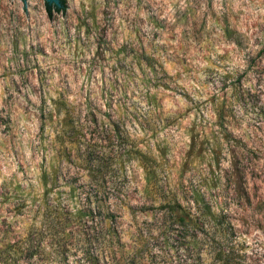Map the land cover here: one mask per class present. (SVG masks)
<instances>
[{
  "label": "rangeland",
  "instance_id": "1",
  "mask_svg": "<svg viewBox=\"0 0 264 264\" xmlns=\"http://www.w3.org/2000/svg\"><path fill=\"white\" fill-rule=\"evenodd\" d=\"M44 3L0 0V264H264V0Z\"/></svg>",
  "mask_w": 264,
  "mask_h": 264
},
{
  "label": "trees",
  "instance_id": "2",
  "mask_svg": "<svg viewBox=\"0 0 264 264\" xmlns=\"http://www.w3.org/2000/svg\"><path fill=\"white\" fill-rule=\"evenodd\" d=\"M44 7H45V11H46L48 16H50L52 12H57L53 9H50L46 3H44ZM61 9H62V12L65 10V0H61ZM57 13H60V12H57ZM110 121L112 123L114 122L113 124L118 123V121H116V120H110ZM107 123H109V122H107ZM107 123L105 125L108 127ZM106 126H105V128H106ZM106 131H107V129H106ZM112 131H113V128H112ZM108 139H109V137H108ZM119 139L121 142L122 136ZM109 141H111V140L109 139ZM134 150L135 149L132 146L127 147V145H123L121 147V155H125L126 157H128V156H130L131 153L136 152L137 156H139L138 162L141 164V168L143 170V180H144L143 188L149 189L150 187H155L157 181L155 179V173H154L153 169L151 168V162H152L151 158L143 152H139L138 150L134 151Z\"/></svg>",
  "mask_w": 264,
  "mask_h": 264
},
{
  "label": "water",
  "instance_id": "3",
  "mask_svg": "<svg viewBox=\"0 0 264 264\" xmlns=\"http://www.w3.org/2000/svg\"><path fill=\"white\" fill-rule=\"evenodd\" d=\"M24 2V4H28L34 0H22ZM44 2L48 5V7L50 9H53L57 12L62 13V9H61V0H44Z\"/></svg>",
  "mask_w": 264,
  "mask_h": 264
}]
</instances>
